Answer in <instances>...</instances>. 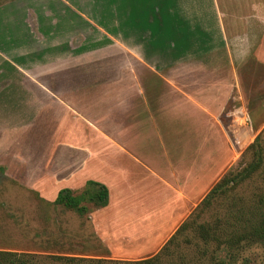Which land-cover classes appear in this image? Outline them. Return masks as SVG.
Listing matches in <instances>:
<instances>
[{
	"label": "crops",
	"instance_id": "0c3cea01",
	"mask_svg": "<svg viewBox=\"0 0 264 264\" xmlns=\"http://www.w3.org/2000/svg\"><path fill=\"white\" fill-rule=\"evenodd\" d=\"M30 2V12L6 19L0 31V166L27 168V182L51 201L59 190L87 181L104 185L107 206L88 217L95 232L109 251L115 242L143 240L147 251L183 221L241 152L227 132L237 120L245 127L250 122L242 107H229L239 81L238 40L228 25L234 0ZM107 47L125 55L130 79L127 94L116 101L125 108L110 111L104 131L100 97L80 93L96 85L76 71L85 69L87 55ZM255 57L264 63V44ZM139 70L173 91L190 89L148 96ZM57 86L66 89L59 93ZM220 118L228 120L225 128ZM57 149L63 162H55ZM151 149L159 157H148ZM160 150L168 151L167 159ZM179 151L188 153L179 159Z\"/></svg>",
	"mask_w": 264,
	"mask_h": 264
},
{
	"label": "rangeland",
	"instance_id": "374dc122",
	"mask_svg": "<svg viewBox=\"0 0 264 264\" xmlns=\"http://www.w3.org/2000/svg\"><path fill=\"white\" fill-rule=\"evenodd\" d=\"M30 1L0 0V31H2L1 27L5 26L6 19L12 20L16 15L24 16L30 12L32 3L35 4ZM234 3L235 6L230 8L234 12V22L228 23V25L233 33L232 37L234 38L232 39L238 40V45L233 47V50H235L236 58L235 75L239 81L237 86L230 91L232 97L229 107H242L250 118V122H248L249 127L242 126L239 120L231 127L227 126L229 136L234 137L235 142L238 141L235 144H240L241 152L222 177L229 171H240L254 161L253 153L246 152V150L257 136L261 137L262 165L249 181L242 183L226 196L216 198L204 215L207 222H212L215 219L224 220L231 211L240 210L241 207L242 210L251 208L255 212L254 209L258 207V199L264 197V63L255 57L257 49L264 44V0H234ZM101 19L103 21L105 17ZM245 43L247 44L245 45ZM105 50L107 51L103 53L87 55L84 60L85 69L81 72L76 71V73L80 79L84 78L90 84L96 85L81 89L80 93L86 96L94 94V96L100 97V104L96 102V108L100 106L103 129L109 131L110 111L120 110V107L125 108V103H116V101H121L127 94L126 82L130 76L125 69V55H113L108 47ZM136 74L138 79L145 84V94L148 96L185 94L190 89L182 87L179 92V90L173 91V88L164 87L159 84V79L150 71L139 70L136 71ZM60 82V79L55 80V83ZM54 89L61 93L66 88L57 86ZM88 105H92V103ZM140 106L141 104L137 105L139 110ZM96 113L95 119H98L97 110ZM220 119L225 128V125L229 123L228 120ZM158 152L162 158H166L169 154L168 151L160 150ZM147 153L150 158L159 157L157 150L151 149ZM187 153L179 151L177 158L180 159ZM54 156L55 162L58 158L61 162L65 160V155L60 149L55 150ZM25 169L27 168H22L18 163L17 165L11 163L0 166V252L31 255L34 257L31 264H59L48 259L51 256L86 260L85 263L76 262V264H94L87 263L93 260H102L105 263L134 262L150 258L163 247L179 225L196 208L194 207L189 214L183 215L180 219L183 218V221L174 226L170 232L159 239L154 247H149L147 251H145V240L140 244L115 242L112 251H109L95 232L91 219L88 218L90 213L96 209L92 203H83L90 212L84 216H78L61 206L50 205L49 203L53 200L43 197L41 192L34 189L30 182H27L29 176L24 175ZM54 185L61 187L62 184ZM83 188L75 187L72 191L78 195ZM201 199L198 200L197 205ZM258 205H261V209L264 210V204ZM147 234L148 232H143V237ZM123 250L134 255L125 257L126 255L121 254ZM185 255L189 264H195L194 261L196 264H209L194 257L195 252L192 248L185 250ZM228 262L230 261H227V264ZM0 264H5V261L0 259ZM235 264H264L262 244L259 242L252 246V244L244 243V248L239 252Z\"/></svg>",
	"mask_w": 264,
	"mask_h": 264
},
{
	"label": "trees",
	"instance_id": "16d2710c",
	"mask_svg": "<svg viewBox=\"0 0 264 264\" xmlns=\"http://www.w3.org/2000/svg\"><path fill=\"white\" fill-rule=\"evenodd\" d=\"M260 142L261 137L257 136L246 150V152L253 153L254 161L240 171L226 173L154 256L134 262L105 263L102 260H93L87 263L189 264L185 258V250L192 248L195 252L194 257H198L199 260H204L209 264H227V261H230L228 264H235L239 252L244 248V243L253 246L260 242L264 248V210L261 209V205H258L264 204V197L258 199V207L254 209L255 212L251 208L242 210L241 207L240 210L231 211L224 220L215 219L212 222H207L204 219V215L216 198L226 196L242 183L249 181L258 172L262 165ZM84 202L92 203L96 209L106 207L108 203L107 188L97 182L87 181L82 192L78 195L72 190L61 189L58 191L55 200L49 204L61 206L78 216H84L85 214L88 215L89 212L83 205ZM33 258L31 255L0 252V259L5 261V264H31ZM48 259L59 264L86 262L83 259L60 256H51ZM194 263L196 264L195 261Z\"/></svg>",
	"mask_w": 264,
	"mask_h": 264
}]
</instances>
